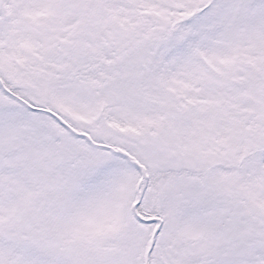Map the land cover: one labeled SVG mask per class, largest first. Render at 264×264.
I'll list each match as a JSON object with an SVG mask.
<instances>
[{
    "label": "snow or ice",
    "instance_id": "6c2138e0",
    "mask_svg": "<svg viewBox=\"0 0 264 264\" xmlns=\"http://www.w3.org/2000/svg\"><path fill=\"white\" fill-rule=\"evenodd\" d=\"M0 264H264V0H0Z\"/></svg>",
    "mask_w": 264,
    "mask_h": 264
}]
</instances>
